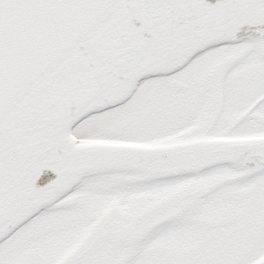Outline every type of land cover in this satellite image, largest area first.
Wrapping results in <instances>:
<instances>
[{"label": "water", "instance_id": "1", "mask_svg": "<svg viewBox=\"0 0 264 264\" xmlns=\"http://www.w3.org/2000/svg\"><path fill=\"white\" fill-rule=\"evenodd\" d=\"M109 24L117 31L123 26L131 30L134 62L122 61L101 76L102 87L77 97L73 88L83 54L73 51L63 57L62 67L46 72L26 102L8 105L0 125V242L90 175L129 172L169 178L221 164L244 175L264 170V137L144 147L79 145L71 135L74 122L85 113L124 103L144 79L174 73L211 47L264 39V0H174L169 7L138 14L117 10L105 26ZM94 39L104 43L99 35ZM119 238L117 233L114 242ZM256 264H264V258Z\"/></svg>", "mask_w": 264, "mask_h": 264}, {"label": "flooded vegetation", "instance_id": "2", "mask_svg": "<svg viewBox=\"0 0 264 264\" xmlns=\"http://www.w3.org/2000/svg\"><path fill=\"white\" fill-rule=\"evenodd\" d=\"M178 72L144 80L130 100L113 109H121V130L141 131L143 140L152 139L151 135L155 133L156 138L164 141L192 139L189 138L192 132L180 125L176 128V120L160 115L169 101L186 102L171 94L177 90L188 91L185 85L177 86L179 81L175 74ZM157 81L163 83L161 88L155 85ZM148 88L150 92L146 94L145 105L133 103L136 92L141 95ZM263 101H250L242 109L230 108L233 115L240 112L241 116L227 121L232 126L253 122L252 127L259 128L264 125ZM206 108H210L206 120L211 117V121L197 134H209L220 119L223 125L218 126L223 131L224 112L228 107L221 99H213L211 107L207 105ZM189 113L192 117L193 112ZM124 184L140 195L136 204L126 206L116 214L107 210L104 215H93L87 229L81 231L78 228L68 253L64 246L56 248L55 245L54 250H44L41 264H252L264 256V171L249 176L239 170L219 167L150 186L134 184L129 179ZM165 195L169 199L161 200L160 197ZM74 198V206L79 207L78 197ZM140 208L143 209L137 211ZM46 213L49 214L46 217L32 219L31 222L36 220L34 224L26 231L18 232L19 237L12 235L9 239L10 249L5 252L13 255L14 264L23 261L37 264L38 260L31 252L24 260L17 258L24 246L30 248L27 243L36 236L31 233L35 229L44 228L46 245H49L48 239L54 238L46 240L47 235L63 233L60 226L63 218L55 220L56 212ZM77 216L74 217L75 224ZM113 218L121 220L127 230H134L128 233L132 243L119 238L122 246L113 245L114 236L108 232L112 229ZM5 252H0V259Z\"/></svg>", "mask_w": 264, "mask_h": 264}, {"label": "rangeland", "instance_id": "3", "mask_svg": "<svg viewBox=\"0 0 264 264\" xmlns=\"http://www.w3.org/2000/svg\"><path fill=\"white\" fill-rule=\"evenodd\" d=\"M256 43L257 42L222 46L193 59L184 69L175 74L176 80L179 81L178 83L187 86L188 91H176L171 93L176 96L175 98H183L181 100H186V102L179 103L175 100H173V102L169 101L165 106V110L160 115H165L169 119L176 120V128L180 125V128L192 132L189 138L240 139L264 135V125H260L259 128H256L254 126L252 127L251 124L253 122L246 125L242 122L240 125L232 126L227 121L234 118L237 119V116H241L240 112L233 115L229 110L230 108L234 107L238 109V107H241L242 109L246 107L250 101L255 102L264 98V44L259 47V44ZM236 54H241V58L232 65L226 73L221 86V101L225 107H228L227 112H224V132L218 126L223 125L220 119L215 123L214 128L211 129L209 134H205V136L201 134V132L197 134V131H204V126L207 127L206 124H209L211 121V117L209 120H206L210 109L206 108V106L209 105V107H211L215 95L213 88L214 84L217 83V73L215 71L216 69L218 71L224 62L228 61ZM160 84L163 83L159 81L155 83L156 86L161 88ZM151 86H154V84ZM139 88H141V84ZM138 92L139 91H137L133 97V100H135L133 103L143 102L142 104L145 105L146 94L150 92L149 88L143 90L141 95ZM261 107L264 108V101L261 103ZM120 111L121 109H115L87 118L74 128L73 135L78 138V140L88 142L143 141L142 133L138 130L124 131L121 134L120 126L123 117H121ZM189 112H193L192 117ZM156 136L157 133L152 134L151 137L154 140L146 141L150 143L159 142ZM124 185L125 184L121 182V180L109 176L93 177L83 182L78 187L77 193L76 191L73 193V195H77L80 201L79 207L76 205L73 208L60 209V211L56 208L49 209L51 211H58L54 214L55 220L63 218L60 222L62 223L60 225L61 227L65 224L64 229H62L63 233L55 232L58 234L52 233L47 235L46 240L48 237L54 238L48 239L49 245H46L47 242H44L42 233L44 228L35 229L31 233H36V236H34L30 244L27 243L30 248L27 249L26 246H24L23 250L17 255V258L24 260L26 255L31 252L38 260L36 261L37 264H41L44 260V250H54L55 245L56 248L64 246L65 251L68 253L73 246L74 237L78 228H80L81 231L87 229L89 227V220L93 215L105 214L107 210L122 211L126 206L137 203L140 195H137V192L131 188L124 187ZM136 209L137 208H135V210ZM48 215V213H42L37 219ZM75 216H77L76 224L74 223ZM34 221L19 230V233L26 231L25 229L33 225ZM19 235L20 234H16L17 237H19ZM9 247L10 240H7L0 245V252L9 250ZM9 255L8 252H5V255L0 259V264H14V259L11 260V256L13 255ZM19 263L21 262H17V264ZM21 264L28 263L23 261Z\"/></svg>", "mask_w": 264, "mask_h": 264}, {"label": "snow or ice", "instance_id": "4", "mask_svg": "<svg viewBox=\"0 0 264 264\" xmlns=\"http://www.w3.org/2000/svg\"><path fill=\"white\" fill-rule=\"evenodd\" d=\"M174 0H0V125L8 105L24 103L52 67H62L63 57L80 51L79 78L73 92L83 97L93 87H102L101 76L134 62L130 47L134 36L105 25L117 10L141 13L163 9ZM101 36L104 43L94 38ZM74 98L69 96V99ZM105 105L80 119L112 111ZM79 120L74 122L78 124ZM47 176L40 178L43 183Z\"/></svg>", "mask_w": 264, "mask_h": 264}]
</instances>
